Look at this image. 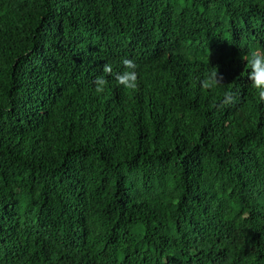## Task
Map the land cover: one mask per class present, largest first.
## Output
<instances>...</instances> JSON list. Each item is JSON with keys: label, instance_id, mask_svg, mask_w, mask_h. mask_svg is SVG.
<instances>
[{"label": "trees", "instance_id": "trees-1", "mask_svg": "<svg viewBox=\"0 0 264 264\" xmlns=\"http://www.w3.org/2000/svg\"><path fill=\"white\" fill-rule=\"evenodd\" d=\"M254 47L264 0H0V264H264Z\"/></svg>", "mask_w": 264, "mask_h": 264}, {"label": "clouds", "instance_id": "clouds-1", "mask_svg": "<svg viewBox=\"0 0 264 264\" xmlns=\"http://www.w3.org/2000/svg\"><path fill=\"white\" fill-rule=\"evenodd\" d=\"M247 61L248 80L251 87L257 90L258 100L264 102V48H252L244 58ZM121 70L115 71L111 63H105L102 66V75H98L93 79V85L97 93H102L105 89L107 76H113L116 83L125 89H135L137 87L138 65L130 58L122 59ZM221 77L217 73L216 67L207 72V74L198 80L199 87L205 90L214 88L221 84ZM238 100L237 93L232 89L223 92L219 104L221 106H232Z\"/></svg>", "mask_w": 264, "mask_h": 264}]
</instances>
